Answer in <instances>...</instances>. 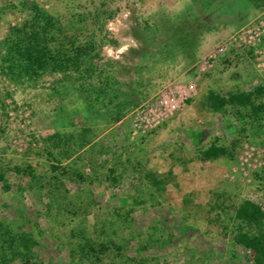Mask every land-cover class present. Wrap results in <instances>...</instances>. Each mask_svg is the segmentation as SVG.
<instances>
[{
    "label": "rangeland",
    "instance_id": "obj_1",
    "mask_svg": "<svg viewBox=\"0 0 264 264\" xmlns=\"http://www.w3.org/2000/svg\"><path fill=\"white\" fill-rule=\"evenodd\" d=\"M35 15L94 40L91 75L15 70ZM255 88L264 0H0V264H254L234 214L264 212V115L207 94Z\"/></svg>",
    "mask_w": 264,
    "mask_h": 264
},
{
    "label": "trees",
    "instance_id": "obj_2",
    "mask_svg": "<svg viewBox=\"0 0 264 264\" xmlns=\"http://www.w3.org/2000/svg\"><path fill=\"white\" fill-rule=\"evenodd\" d=\"M35 16L10 31L7 50L15 60V70L19 74L31 75L50 68L52 71L72 72L79 76L91 75L94 40L89 38L78 42L73 34L64 39L67 34L53 17ZM53 30L57 35H61V41L58 42L56 49L49 44L54 39ZM262 94L261 88H255L251 92L230 93L227 97L209 91L207 98L210 109L214 112H226V107L229 106L233 109L240 107L249 108L253 116L259 117L264 115V103L255 104L254 100ZM226 153L224 147L212 144L201 150L199 156L201 160L208 161L218 159ZM234 216L239 222L238 230L233 236L234 243L253 252L254 264H264L263 210L253 201L243 200L236 208Z\"/></svg>",
    "mask_w": 264,
    "mask_h": 264
},
{
    "label": "built area",
    "instance_id": "obj_3",
    "mask_svg": "<svg viewBox=\"0 0 264 264\" xmlns=\"http://www.w3.org/2000/svg\"><path fill=\"white\" fill-rule=\"evenodd\" d=\"M219 51H222V49H220Z\"/></svg>",
    "mask_w": 264,
    "mask_h": 264
}]
</instances>
